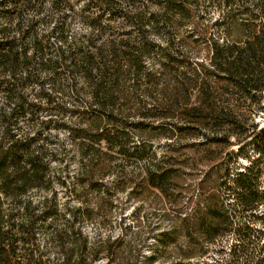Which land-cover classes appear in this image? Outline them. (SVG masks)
I'll return each instance as SVG.
<instances>
[{
	"label": "trees",
	"instance_id": "obj_1",
	"mask_svg": "<svg viewBox=\"0 0 264 264\" xmlns=\"http://www.w3.org/2000/svg\"><path fill=\"white\" fill-rule=\"evenodd\" d=\"M47 1L52 10L72 2ZM91 1L102 12L85 4L79 15L95 32L71 56H49V36L28 17L45 0H0V91L12 104L0 106V264H264V126L256 121L264 112V0H216L229 6L214 22L223 42L199 25L200 0ZM105 10L132 30L105 36ZM184 27L205 46L193 31L182 37ZM67 30L53 28L61 39ZM176 40L205 56L180 55ZM44 76L84 101L58 106L77 121L63 124L70 145L56 150L36 145L40 133L22 139L14 131L38 114L26 91ZM40 94L53 106L52 94ZM123 196L165 209L166 227L152 230L148 253L124 236L92 241L84 230L91 222L111 228ZM44 231L52 252L38 242Z\"/></svg>",
	"mask_w": 264,
	"mask_h": 264
},
{
	"label": "rangeland",
	"instance_id": "obj_2",
	"mask_svg": "<svg viewBox=\"0 0 264 264\" xmlns=\"http://www.w3.org/2000/svg\"><path fill=\"white\" fill-rule=\"evenodd\" d=\"M71 1L70 5L65 3L62 7L52 10L49 6V1L45 0V5L42 10L37 12L29 11L28 13V17L37 22L40 34L49 36L48 43L51 50L49 56H60L59 52L61 50L65 52L66 56H71L72 49L76 48L78 41L87 38L90 34L95 32L87 22L83 21L81 14L79 15V13L85 4H90L93 14L101 13L102 11L99 8V5L91 0ZM199 3L201 21L199 25L203 28L205 24H209L208 36H211L212 38L216 37L220 42L226 41L225 30L220 24L214 22L216 20L222 21V18L229 10V6L218 4L216 0H200ZM234 8L238 14H243L244 6L236 4ZM103 14L106 31L105 36L112 33H120L123 35L124 31L132 30V28L129 27V25L120 17L116 16L114 18L109 10H105ZM205 18H209L208 23H204ZM4 22L5 20L0 18V24ZM60 22L65 23L68 26L66 39H61L55 31H53L54 26L60 24ZM190 31H193V38L197 39L201 46L204 47L206 38L204 39L203 37H200L199 31H194L191 27H184L180 34L184 37ZM175 45L177 51L182 56H205L204 51L199 55L192 51L185 50L178 40H176ZM42 88H44L45 92L52 94L54 100L53 106H49L45 102V97L40 94ZM26 94L31 101L39 104L40 109L36 116L32 117L27 115L20 118L18 125L14 129L17 136L23 139L26 137L37 136V134L40 133L39 140H37V142L35 141L36 145L44 143L45 145H48L51 150H56L58 144L59 146H69L70 142L68 133L64 130L63 124L68 123L73 125L77 120L69 115L67 111H61L58 106H65L66 109H81L84 104V101L80 100L81 96L72 92L70 89H54L49 76H44L42 81H36L31 84L28 87ZM0 106L7 110L12 107V104L8 103L6 95L1 91ZM256 121H258L261 126H264V112H261L257 116ZM43 122H48L47 129L44 128ZM134 140L137 143H145L157 148L165 143V140H154L150 137H144L142 139L141 137L135 136ZM69 162L70 166L68 172L74 174L77 170L76 159L70 157ZM133 162L136 161H132V163L129 162L130 164L127 165L128 169L132 168L130 166ZM120 201L122 206H124V210L122 211L123 213L119 212V214H117L116 219L113 220L111 228H106L99 222H91L84 224V230L92 241H102L109 235L113 236V238L124 236L125 239L130 241L129 244L134 250H145L152 242V230L156 232V228H159L160 225L162 226L161 228L166 227L162 215L165 209L161 210L159 208L160 206L156 205L152 198L145 199L144 201H129L123 196ZM37 238L38 242L45 245V248H48V250L52 252V248L49 246L51 235L48 232L44 231L39 233ZM144 253H148L147 250H145ZM96 264H105V260L101 259Z\"/></svg>",
	"mask_w": 264,
	"mask_h": 264
}]
</instances>
